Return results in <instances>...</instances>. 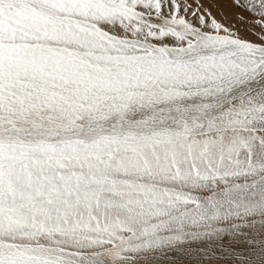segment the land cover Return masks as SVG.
Returning <instances> with one entry per match:
<instances>
[{
	"label": "snow or ice",
	"instance_id": "obj_1",
	"mask_svg": "<svg viewBox=\"0 0 264 264\" xmlns=\"http://www.w3.org/2000/svg\"><path fill=\"white\" fill-rule=\"evenodd\" d=\"M226 3L0 0V264H264V0Z\"/></svg>",
	"mask_w": 264,
	"mask_h": 264
},
{
	"label": "rangeland",
	"instance_id": "obj_2",
	"mask_svg": "<svg viewBox=\"0 0 264 264\" xmlns=\"http://www.w3.org/2000/svg\"><path fill=\"white\" fill-rule=\"evenodd\" d=\"M224 9H225V11H228L229 12V8H228V5H227V3H226V0H225V4H224ZM246 35H249V34H247V33H245ZM249 38L250 39H255V37L254 36H251V35H249Z\"/></svg>",
	"mask_w": 264,
	"mask_h": 264
},
{
	"label": "bare ground",
	"instance_id": "obj_3",
	"mask_svg": "<svg viewBox=\"0 0 264 264\" xmlns=\"http://www.w3.org/2000/svg\"><path fill=\"white\" fill-rule=\"evenodd\" d=\"M226 12H228V11H226ZM229 14H231V13H230V10H229Z\"/></svg>",
	"mask_w": 264,
	"mask_h": 264
}]
</instances>
